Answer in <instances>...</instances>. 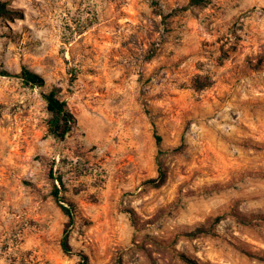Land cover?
<instances>
[{"label": "rangeland", "instance_id": "1", "mask_svg": "<svg viewBox=\"0 0 264 264\" xmlns=\"http://www.w3.org/2000/svg\"><path fill=\"white\" fill-rule=\"evenodd\" d=\"M3 1L0 264H264V0Z\"/></svg>", "mask_w": 264, "mask_h": 264}, {"label": "trees", "instance_id": "2", "mask_svg": "<svg viewBox=\"0 0 264 264\" xmlns=\"http://www.w3.org/2000/svg\"><path fill=\"white\" fill-rule=\"evenodd\" d=\"M193 2H196L194 0ZM197 3V2H196ZM20 13L16 10H13L9 7L6 1L0 0V23L4 22L5 20H10L13 17H20ZM0 75L6 77H15L20 79V81L29 87H37L42 88L44 87V79L37 73L27 69L22 68L21 71L17 74H10L5 70L0 69ZM198 88H203V86H199L197 83ZM44 101L46 102V111L49 115L47 121V130L48 132L58 139L59 141H64L70 134H72L76 128L77 123L74 115L69 110L66 102L59 97V90L53 88L48 93L42 95ZM159 140V139H158ZM166 174L159 168L158 176L148 180L147 183L152 184L153 186L157 187L164 183ZM59 191L55 188L53 191V197L58 199ZM70 206V205H68ZM65 215L68 219L65 229L63 231V235L60 240V247L65 254L68 255H75L79 262L78 264H87L88 257L82 252H75L70 243V233L68 231L70 225L74 222V213L71 207H62ZM205 230L203 228L195 229L191 235L195 236L198 234L204 233Z\"/></svg>", "mask_w": 264, "mask_h": 264}]
</instances>
